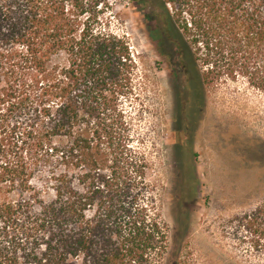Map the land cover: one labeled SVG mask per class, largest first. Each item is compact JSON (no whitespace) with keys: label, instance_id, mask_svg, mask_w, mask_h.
<instances>
[{"label":"trees","instance_id":"16d2710c","mask_svg":"<svg viewBox=\"0 0 264 264\" xmlns=\"http://www.w3.org/2000/svg\"><path fill=\"white\" fill-rule=\"evenodd\" d=\"M145 1L151 40L179 72L180 114L200 115L226 84L264 96V0ZM98 7L0 0V264H161L167 253L163 200L124 110L137 64ZM232 223L264 257V201Z\"/></svg>","mask_w":264,"mask_h":264},{"label":"rangeland","instance_id":"374dc122","mask_svg":"<svg viewBox=\"0 0 264 264\" xmlns=\"http://www.w3.org/2000/svg\"><path fill=\"white\" fill-rule=\"evenodd\" d=\"M95 1L137 64L124 110L134 119V147L149 161L152 193L163 200L169 242L161 264H264L232 223L264 201V96L226 84L200 115L180 114L179 72L151 40L150 5Z\"/></svg>","mask_w":264,"mask_h":264}]
</instances>
